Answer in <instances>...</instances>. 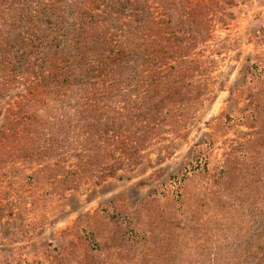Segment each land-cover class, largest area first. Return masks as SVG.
<instances>
[{
	"label": "rangeland",
	"instance_id": "rangeland-1",
	"mask_svg": "<svg viewBox=\"0 0 264 264\" xmlns=\"http://www.w3.org/2000/svg\"><path fill=\"white\" fill-rule=\"evenodd\" d=\"M90 15L98 16L99 31L107 28L110 43L116 44L118 33L111 23L117 14H88V22ZM208 18L206 42L195 45L183 66L188 77L172 85L181 88L180 101L173 106L180 121L175 127L163 121L147 134L140 128L147 122L152 126L153 113L143 106L140 112L132 109L147 89L138 90L132 82V72L141 67L135 68V59L118 65L95 62L89 35L86 91L80 100L72 97L65 103L81 104L82 145L90 146L62 147L57 157L45 158L40 165L22 159L0 164V264H86L85 250L91 256L100 252L95 234L103 241L116 235L134 244L136 239L129 240L137 234L136 220L131 222L129 215L141 219L144 228L133 249L144 258L134 264H264V0ZM122 67L123 78L115 75ZM149 72L150 65L145 75ZM112 86L114 90L107 89ZM23 94L25 90L17 88L0 100L3 116L34 113L26 109ZM74 108L67 110L73 120ZM244 110L248 113H238ZM142 112V120L128 122ZM21 128L14 141L3 139L6 147L29 144L36 136H44L43 142L52 135L48 126L32 127L30 133ZM76 131L73 121L68 135ZM141 135L148 136L136 164L119 159L121 169L112 174L98 156H87L101 141L131 145ZM85 163L80 173L77 167ZM174 176L176 183L169 179ZM71 178L80 182L69 188ZM68 245L73 247L64 251ZM126 247H107V254H125Z\"/></svg>",
	"mask_w": 264,
	"mask_h": 264
},
{
	"label": "trees",
	"instance_id": "trees-1",
	"mask_svg": "<svg viewBox=\"0 0 264 264\" xmlns=\"http://www.w3.org/2000/svg\"><path fill=\"white\" fill-rule=\"evenodd\" d=\"M251 2L252 0H0V100L10 91L23 88L25 94L20 97L26 100V109H33L31 112H34L28 114L22 111L24 117L11 112V115H15L14 119L3 116L0 112V164L10 166L22 159L40 165L45 158L57 157V152L62 147H83L84 150L90 146L82 145L85 125L84 117L81 116V104L77 102L70 107L65 103L66 99L72 97L80 100L82 93L86 91L85 44L89 35L92 44L90 51L95 62L118 65L125 60L135 59V68L141 67L139 71L132 72V82L134 86H138V90L145 86L147 89L142 98L138 97L139 101H133L132 109L140 112L143 106L144 110H148L147 113H153L151 117L156 120L151 127L147 122L140 128L147 129L143 134L159 129L158 125L163 121L168 123L167 126L175 127L180 120H176L173 106L180 101L181 88L172 85L181 83L188 77L189 70L183 66L187 64L195 45L207 40L211 22L209 14H228L233 7H247ZM88 14H117L111 23L116 26L118 33L119 40L116 44L110 43L108 37L111 34L109 35L107 28L99 31L100 26L96 22L98 16L90 15L91 22L86 21ZM177 30H181V35L176 34ZM141 32L149 35L144 36L145 38L136 36ZM132 34L133 39L128 38ZM152 34L159 35V40L150 39ZM261 34L264 36V31L261 30ZM141 51L145 52L143 56L139 55ZM149 65L150 72L145 75ZM175 66H180V69ZM122 68L115 75L123 78L125 70ZM164 86L169 87L164 90ZM107 89L111 91L114 87ZM73 107L75 120L70 118L67 111ZM167 107L171 108L164 110ZM162 113L164 118L159 119ZM238 113L246 114L248 110ZM92 114L93 112L90 117ZM142 114L143 112L135 114L128 122L133 125L131 121L142 120ZM111 119L116 118L113 116ZM73 121L79 131L69 136V125ZM20 125L24 127L21 130L28 133L32 127L35 131L38 127L48 126L52 135L43 142L44 136H36L29 144L21 143L18 147L12 144L9 148L6 147L7 143L3 144V139L10 137L14 141L18 137ZM7 131L11 132L10 135ZM29 135L24 136L29 139ZM147 136H138L131 145L101 141L87 156H98L103 164L107 163L105 169L112 174V170L121 169L122 161L119 159L124 158L132 165L136 164L140 152L146 146ZM70 138H73L71 143ZM29 145L35 147L30 148ZM39 148L42 150H35ZM110 160L118 161L108 164ZM85 165L86 163L77 167L80 173H84L81 170ZM169 179L176 183L178 177ZM68 181L71 188L79 184L80 178ZM160 186L164 187L165 183ZM126 217L131 222L136 220L134 229L137 234L129 240L133 242L136 239L134 244L119 241L116 235L114 240L103 241L101 236L95 234L94 240L98 243L100 252L91 256L85 250L86 264H134L133 260L144 258L143 253L136 255L133 252L139 244L138 234L144 229L141 219H134L131 215ZM127 221L129 224L130 221ZM124 244L128 247L125 254H107L108 248L111 250L114 246ZM58 247L62 249L61 246ZM72 247L68 245L64 251Z\"/></svg>",
	"mask_w": 264,
	"mask_h": 264
}]
</instances>
